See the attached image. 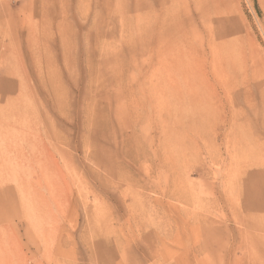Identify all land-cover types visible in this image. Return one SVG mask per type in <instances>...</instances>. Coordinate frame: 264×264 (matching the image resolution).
<instances>
[{
    "label": "rangeland",
    "instance_id": "1",
    "mask_svg": "<svg viewBox=\"0 0 264 264\" xmlns=\"http://www.w3.org/2000/svg\"><path fill=\"white\" fill-rule=\"evenodd\" d=\"M164 21L189 34L193 26L204 37L199 47L190 35L192 58L210 61L209 44L217 40L230 43L249 69L256 63L261 74L251 86L239 85L231 100L221 92L229 106L246 113L245 101L264 82V0H0V124L9 120V108L11 116L23 107L33 112L25 128L12 125L25 131L14 146L6 142L13 130L0 132V264H264V254L248 259L246 243L264 232L248 235L227 204L212 201L209 185L222 192L229 169L230 126L193 137L195 146L190 142V152L180 154V181L197 187L200 200L215 202L217 211L195 221V208L166 196L170 164L160 158V114L142 87L159 75L152 72L157 45L151 46ZM105 61L120 72L107 70ZM207 69L213 70L210 63ZM39 74L66 94H44ZM100 75L104 82L96 83ZM133 107L134 121L127 112ZM199 226L208 231L197 233ZM257 247L264 251V243Z\"/></svg>",
    "mask_w": 264,
    "mask_h": 264
},
{
    "label": "bare ground",
    "instance_id": "2",
    "mask_svg": "<svg viewBox=\"0 0 264 264\" xmlns=\"http://www.w3.org/2000/svg\"><path fill=\"white\" fill-rule=\"evenodd\" d=\"M202 5L199 4L198 9L202 10ZM204 8L205 10L203 13L208 15L207 7ZM167 13H169V11ZM171 16L173 17V15ZM174 21H164L161 26L162 31L160 33V37L158 40L154 41L151 46L152 48L155 46V44L157 45V57L159 62L158 66L161 68L160 69L158 66H156L152 70V72H159V75L157 74L156 77V83H153L154 80H146L142 86L145 88L143 91H148L149 97L156 103V107H158V113L160 114L159 119L162 124L164 138L161 142L163 152L160 158L163 166H165L166 163L170 164V173L168 175V181L170 184L168 190L170 191L166 194V196L170 199L173 198L177 200V202L183 204V206L187 205V207L189 206L195 208L190 210V212H193V219L195 221L200 219V214L203 212L212 213L210 212L211 209L217 211L218 208H216V203L212 201H216L217 203L218 201L224 202L229 206V209L234 212V215H236L235 217L238 218L239 226H244L248 235L249 230L264 232V88L261 87L264 85V82L262 81L259 85L255 86L258 92L256 97L254 99L245 101L247 109L246 113L238 110L235 105L229 106L231 97H233L232 93L235 92L241 84L243 85L245 83H250L251 86L253 78L256 75L261 74V69L253 61L252 67L249 69V67L246 65L247 61L245 63L241 60V56L233 55L231 46L229 45L230 43H217V40H213V43L210 41V61H208V58L206 61V59L203 57L198 58V56L197 58H192L191 55L193 53L191 52H195V49L194 46L190 45L189 42L191 41L189 40L192 38V40L197 42L196 45L202 47L204 45V37L198 35L196 33L197 30L193 28V26H191L189 29V31H192V34H189L187 29L182 28L183 25H178ZM173 27H177L179 30H175L176 33H174V31H172ZM190 35L192 36L191 38ZM209 36L211 37V35ZM197 54L198 53H196V55ZM209 63L211 69L213 70L207 71V65H209ZM123 64L125 63H121V67L124 71L125 67ZM51 66L50 69L52 68ZM104 67L111 71L114 68L115 72H120L117 63L105 61ZM39 78L40 80L43 79L40 81V88L43 87V91L46 88L47 91L44 94H52L56 99H61L60 97L65 93L64 89H52L53 85L50 86L48 80L46 82L45 76L43 74L42 77L39 74ZM97 78L96 83L104 82L105 77L100 75ZM124 80L125 77H123L121 82H125ZM259 80H261L260 77ZM119 86L122 88L121 84ZM99 88L100 87H98L97 90H99ZM126 90H128V92H132L129 89ZM221 92L225 94V97L228 96V98H230L228 102L227 99L225 101L223 100ZM124 96L127 97V92H124ZM124 108L127 109V107ZM11 110L13 109L9 108L6 111L7 114H10V117H8L9 120L4 121L3 124H0V132L11 131L12 129V135L14 136L11 139L6 140V142L8 141L9 144L14 146L15 137L17 138V136H19L20 138H24L25 136L22 137V134L25 135V131L22 129L15 130L12 125L18 124L25 128L27 121L25 119H32L33 112L29 107H23L20 108L19 114L11 116V114H13ZM127 112L131 118L133 117L132 119L134 121V107L127 110ZM249 112L252 113L254 122L249 120ZM259 119L260 121L258 122ZM238 121L239 123H237ZM222 125L230 126L231 129V136L229 137L230 139L228 141L230 144V152H232L228 158L229 169L226 172L227 174L222 185V192H220L219 187H212L209 185L210 189L212 190L211 193L213 194V199L207 204L202 202L198 196V194L203 195V192L196 190L197 187L196 189H193L192 184L189 185L186 179H183L182 182L180 181L181 175L179 172L181 169H183V163L181 161L180 154L181 152H190L187 150L190 148V142H192L195 146L193 137L198 139L205 138L207 134H209V131L213 133V131L215 132ZM253 130H255V132L260 131L259 137L252 135L251 132ZM183 138L185 143L187 142L185 145H182L181 143ZM128 140L129 139H127V141ZM214 144L215 142L212 141L209 148L214 150L213 153H217L218 150ZM136 154L139 155L141 153L137 151ZM194 154L195 153H192V155ZM212 161L214 160L212 159ZM5 167L6 169H11L12 165L11 163H5ZM189 167H186L187 171ZM115 175H117L120 179L126 180V182L131 179V175L128 176L129 174H125V172L122 171L115 172ZM201 177L203 176L201 175ZM9 192L11 193V197L15 200L17 197L16 190L11 189ZM13 196L16 197L14 198ZM198 200H200L199 202L203 205H200V203L199 205H196ZM185 208L183 207V211L189 212L187 211L188 209L185 210ZM16 217L17 213H13L11 214L9 220L11 221V219ZM4 220H8V218H5ZM193 229H195L197 233L201 232L202 230H207L201 226L194 227ZM247 239V246L248 242L250 244L248 248V259L251 261H259L261 256L264 254V251L259 249L257 246L261 243H264V238L260 237V235L259 237H255L252 234L251 238ZM166 253L172 252L167 250Z\"/></svg>",
    "mask_w": 264,
    "mask_h": 264
}]
</instances>
